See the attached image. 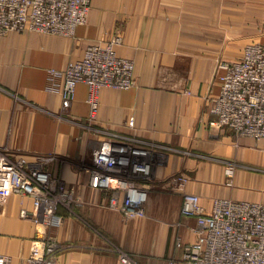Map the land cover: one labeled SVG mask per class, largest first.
Returning a JSON list of instances; mask_svg holds the SVG:
<instances>
[{
    "label": "crops",
    "instance_id": "crops-1",
    "mask_svg": "<svg viewBox=\"0 0 264 264\" xmlns=\"http://www.w3.org/2000/svg\"><path fill=\"white\" fill-rule=\"evenodd\" d=\"M115 37L117 53L135 62L134 87L103 88L90 121L88 87L79 83L63 113L67 64L89 44ZM262 41L264 0H92L88 22L73 37H0V148L52 155L48 169L71 192V209L59 208L53 230L65 247L57 264H123L118 249L138 264H188L184 246L196 240L198 223L181 213L185 192L199 195L207 212L216 198L264 203V139L238 135L210 112L223 84L219 53L241 47L225 58L239 60L247 44ZM112 133L157 151L151 177L139 179L147 188L144 217L126 218L109 205L112 191L90 184L92 151ZM178 174L189 178L183 188ZM33 208L32 197L0 194V254L11 264H26L45 240V225L21 216Z\"/></svg>",
    "mask_w": 264,
    "mask_h": 264
},
{
    "label": "built area",
    "instance_id": "built-area-1",
    "mask_svg": "<svg viewBox=\"0 0 264 264\" xmlns=\"http://www.w3.org/2000/svg\"><path fill=\"white\" fill-rule=\"evenodd\" d=\"M91 8L92 0H0V37L9 32L73 37L77 28L88 22ZM120 42V37L93 42L80 59L67 64L61 92L63 113L71 108L79 83L88 87L90 121L97 117L103 88L134 87L135 62L117 53ZM218 71L223 84L210 112L217 115L222 127L238 135L264 139V41L247 44L239 60L220 61ZM128 123L133 125L134 118ZM155 150L133 137L112 133L92 151L90 184L112 191L109 205L126 218L146 216L147 188L139 179L151 177ZM53 158L0 148V194L32 197L33 210L22 209L21 216L47 229L43 244L32 248L26 264H57L60 244L53 230L62 219L59 208L72 206L71 192L48 169ZM234 165L230 163L226 169L230 177ZM188 180L184 174L174 177L178 188ZM181 213L196 218L198 223L196 240L184 246L183 262L264 264V203L216 198L207 212L199 195L185 192ZM177 245H181L180 238ZM120 258L123 264H138L124 252ZM0 264L11 261L0 254ZM168 264L178 263L172 258Z\"/></svg>",
    "mask_w": 264,
    "mask_h": 264
},
{
    "label": "rangeland",
    "instance_id": "rangeland-1",
    "mask_svg": "<svg viewBox=\"0 0 264 264\" xmlns=\"http://www.w3.org/2000/svg\"><path fill=\"white\" fill-rule=\"evenodd\" d=\"M199 32L201 34H204V31H199ZM14 33H19V32H14ZM34 33H36V32H34ZM214 33H218L219 36H220V30H214ZM229 35H230V38H231L232 37L231 33H229ZM236 48L237 47H232V46H229L228 48L224 47L222 49V52L219 53V56L216 58V62L219 63L220 61L225 60V58H227V57L228 58H230V57H232V58L233 57H236V55L239 53V50H240L241 47L240 48H237V49ZM227 52H228V54H227V57H226V53ZM63 248H65V247L64 246H61L60 247V249L58 251V254L63 250ZM117 251H118V253L120 254V257H121L123 251L121 249H118Z\"/></svg>",
    "mask_w": 264,
    "mask_h": 264
}]
</instances>
